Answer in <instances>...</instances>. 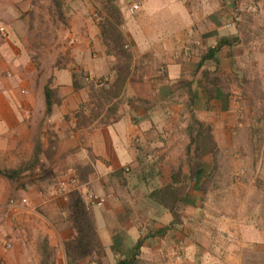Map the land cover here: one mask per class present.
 <instances>
[{
    "label": "crops",
    "instance_id": "0c3cea01",
    "mask_svg": "<svg viewBox=\"0 0 264 264\" xmlns=\"http://www.w3.org/2000/svg\"><path fill=\"white\" fill-rule=\"evenodd\" d=\"M115 2L0 0V170L16 172L0 173V264H118L136 247L135 264H264V0H118L121 52L94 21ZM71 177L92 183L82 255L69 195L48 194Z\"/></svg>",
    "mask_w": 264,
    "mask_h": 264
},
{
    "label": "trees",
    "instance_id": "16d2710c",
    "mask_svg": "<svg viewBox=\"0 0 264 264\" xmlns=\"http://www.w3.org/2000/svg\"><path fill=\"white\" fill-rule=\"evenodd\" d=\"M114 12L118 11V7L112 5ZM111 16H114L113 14ZM102 25L104 27H108L110 30L111 35V41L113 48L118 50L117 52H121L120 49V42L122 40L121 32H117L116 30V21L113 22L112 17L111 18H105L103 19ZM103 35V33H102ZM106 35L104 34V39ZM228 38L220 39L218 42V47H221L224 44L229 43ZM123 46V45H122ZM123 48V47H122ZM49 89L46 87V95L49 97ZM49 104V102H48ZM193 123L197 126L198 129L194 132L190 131L189 136L191 142H195L197 144L196 146V155H200V143L201 141H211V135L210 131L208 129L202 130L201 128V122L193 118ZM195 128V127H194ZM0 173L5 174L6 176L13 177L16 175L15 171H7V170H0ZM169 190V187L167 186L164 188V191L167 192ZM170 198L173 200L175 198V203L179 201L180 198V188L176 186V188L170 192ZM69 200V216L70 220L76 229V239L74 245H71L70 248L72 250L73 254L76 255H82L87 253L90 249L93 248L94 239L96 240L94 225L92 221V217L88 211V204L86 203L85 197L79 193L78 191H72L69 194L68 197ZM172 213L175 217V220H178V213L176 211L172 210ZM137 247L132 252L131 257L123 258L118 261V264H135L137 259ZM71 262V260L69 261Z\"/></svg>",
    "mask_w": 264,
    "mask_h": 264
},
{
    "label": "rangeland",
    "instance_id": "374dc122",
    "mask_svg": "<svg viewBox=\"0 0 264 264\" xmlns=\"http://www.w3.org/2000/svg\"><path fill=\"white\" fill-rule=\"evenodd\" d=\"M104 1L105 0H99V2H100V4H98L99 6H98V9H102V11L103 12H105V11H107L106 10V8H104L105 7V4H103L104 3ZM116 2L114 3V6H117V7H120V5H117L118 4V0H115ZM111 10V14L110 15H114V16H111L112 17V19H113V22L114 21H116V30L115 31H117V32H121L120 31V28H121V26H120V24H121V21H119L118 19H117V17L119 16V14H118V11H119V8H118V11L117 12H114L115 10H113V9H110ZM65 12H66V10H65ZM51 14V15H50ZM59 14V15H58ZM57 15H58V17H57ZM63 15V14H62ZM49 16H50V18L48 19V20H45V19H41V18H39V19H37V24H38V30H36L37 31V33H36V35H30L29 37H28V40H29V45H32V46H42V45H46L47 43H46V41H47V38H48V35H47V31H48V29H49V26H48V23H51V25H52V27H54L55 28V26H57L58 25V22H61L63 19H62V16H61V12L60 11H58L56 8H55V11L54 12H51V13H49ZM64 18H66V16H63ZM103 19H105V18H97V16H96V18H94V21H95V23L97 24V26H98V28L100 29V31H101V33H103V38H104V34L106 35L105 37H106V39H109L110 41H111V35H110V30L108 29V27H104L103 25H102V22H103ZM65 25H64V28L63 29H65V34H66V38H65V45L66 44H68L70 41H68V36H67V29H68V21L65 19ZM44 27V28H43ZM42 32H44V33H42ZM8 36V35H7ZM66 54L68 55V50L66 51ZM40 66V65H39ZM40 68V67H39ZM86 77H92L90 74H88ZM219 182L220 183H225V181L224 180H219ZM219 198H221L222 199V197H219ZM15 201V199L14 198H12V199H9V200H7V203L6 204H8L10 201ZM5 204V205H6ZM12 209V208H11ZM4 211H5V209H4ZM260 262H262V261H260Z\"/></svg>",
    "mask_w": 264,
    "mask_h": 264
},
{
    "label": "built area",
    "instance_id": "2783aa9c",
    "mask_svg": "<svg viewBox=\"0 0 264 264\" xmlns=\"http://www.w3.org/2000/svg\"><path fill=\"white\" fill-rule=\"evenodd\" d=\"M139 9V3H133L130 6V12L134 13ZM0 35L2 37H7L8 35V28L7 25L4 21L0 19ZM72 191H78L81 193L84 197H91L93 195L92 192V183L90 181H79L75 177H71L65 180H61L58 182L57 186L53 189H50L48 191V194L50 197L55 198V197H60V198H67L70 192ZM95 198V196H94ZM104 202L103 198H98L96 203L98 205H102ZM21 203L27 204L28 200L27 198L21 199ZM15 204V201H10L8 204L5 205V211L4 214L7 216L11 212L12 206ZM5 248L10 249L12 247V243L7 241L4 244ZM175 258L177 260L181 259V254L180 253H175Z\"/></svg>",
    "mask_w": 264,
    "mask_h": 264
}]
</instances>
